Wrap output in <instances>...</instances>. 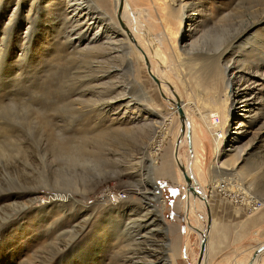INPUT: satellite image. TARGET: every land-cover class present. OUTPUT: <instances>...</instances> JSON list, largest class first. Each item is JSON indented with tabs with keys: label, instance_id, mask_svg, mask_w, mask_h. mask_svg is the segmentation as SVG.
I'll list each match as a JSON object with an SVG mask.
<instances>
[{
	"label": "rangeland",
	"instance_id": "374dc122",
	"mask_svg": "<svg viewBox=\"0 0 264 264\" xmlns=\"http://www.w3.org/2000/svg\"><path fill=\"white\" fill-rule=\"evenodd\" d=\"M129 1L167 35L162 75L182 101L231 109L217 156L188 107L203 142L192 186L215 219L208 264L243 262L264 243V0ZM180 124L115 0H0V264H195L201 237L173 158ZM63 191L73 198L47 202Z\"/></svg>",
	"mask_w": 264,
	"mask_h": 264
},
{
	"label": "bare ground",
	"instance_id": "6f19581e",
	"mask_svg": "<svg viewBox=\"0 0 264 264\" xmlns=\"http://www.w3.org/2000/svg\"><path fill=\"white\" fill-rule=\"evenodd\" d=\"M115 1H116V16L119 25L126 34V36L128 37V39L130 40V42L132 43V45L136 48V50L142 57L149 76L160 88L166 104L173 105L174 109L179 115H180L179 108H181V110L183 111L184 117L183 119H181L180 127L176 133L177 137L174 143L173 158L175 164L177 165L178 169L183 175L184 181L186 182L185 202L188 205V210H185V217L187 223L191 230L199 233V236L201 237V241L204 238L206 239V250L204 255L202 256V259H200L201 260L200 264H208L209 254H208L207 246H208V238L210 235V230L212 229V225H213V218H211L212 212L210 210L208 196L204 193L201 195L196 190V187L192 186V183L196 184L197 182L195 183L194 181L195 179L191 164L193 160V163L196 165L195 162H196L197 153L195 148L196 145L198 144L201 145L203 142L200 138V134H198L197 126L194 124V120L191 117L192 113L190 112L191 111L190 109H192V111L194 112L193 114L196 115L205 125L206 129H208L212 137L217 156H219V152L222 149L223 142L226 143V135H227L226 127L230 118L231 109L229 106H227V104L221 105L219 102H217V100H214L212 97L201 99L200 103L197 104L196 106L191 105V103L188 104L184 103V101H182L180 97L179 90L174 84L173 80L168 79V77L162 75L165 68L170 65V63L168 65L167 58L163 53L164 50L169 52L165 44L166 41L165 38L167 37V35L162 33H154L153 31L154 25L152 19L148 18V20H146L147 15L146 14L141 15L144 13H141V11H139L138 8L134 7L135 4L131 5L129 0H115ZM184 11H185L184 18L186 22V26H185L186 28L190 19V16L188 14L190 13V10L185 9ZM150 34H152L151 37ZM173 42L172 41L170 42V46H171L170 48L172 49V53L176 57L177 60L176 62L181 63L183 57H181L179 48ZM159 44L162 45L161 47H163L164 50L159 48ZM153 58L158 62L161 68L160 71L159 70L157 71V67L154 64ZM174 68L175 69L178 68L176 64L174 65ZM167 95H171V97H168ZM226 96H228V94ZM177 105H179V107ZM189 106L190 109L188 108ZM153 162L154 163L156 162V158L154 159ZM181 166H183L186 169V172L190 177V182L186 180L184 173L181 169ZM202 175L203 172L202 169H200V176ZM152 181L154 182V180ZM154 186L155 189L156 190L158 189L160 192V188L159 186H157L155 182H154ZM191 186L194 187V190L191 189ZM106 193L107 191L105 192L104 190L100 192L101 196L109 197V199H111L112 201H118L119 199H123V197H121L118 194H113V196H111L110 193L108 194ZM159 195H161V192ZM53 197L58 201H67L73 198L72 194H70L69 192H65V191L59 193L54 192L51 193L50 196H48L47 202L57 201V200H52ZM246 199L251 204L250 207L255 206L253 209H257L260 206H262L261 205L262 203L258 205L256 202H251V198L249 195H246ZM197 200L201 204H204L208 210L206 209L205 211ZM188 211L192 212L197 217L198 220L197 227L193 226L190 223V219L188 217ZM204 215L205 217L209 216L208 218H211L210 226H206V228L202 225V222H199L201 221L202 218H204ZM251 254L252 253H250L249 255ZM263 254L264 251L255 258L253 264H258L259 258ZM198 260H199V256L195 259V264H197ZM249 260L250 257H247V260L245 259V261L239 262L238 264H247Z\"/></svg>",
	"mask_w": 264,
	"mask_h": 264
},
{
	"label": "water",
	"instance_id": "95a60500",
	"mask_svg": "<svg viewBox=\"0 0 264 264\" xmlns=\"http://www.w3.org/2000/svg\"><path fill=\"white\" fill-rule=\"evenodd\" d=\"M179 107V105H177ZM179 112H180V118L183 119L184 117V114H183V111L181 110V108H179ZM181 169L184 173V176L186 178V180L188 182H190V177L188 176L187 172H186V169L181 166ZM191 189L194 190V187L191 186ZM205 250H206V239H202L201 241V245H200V254H199V260L197 262V264H200V259H202V256L204 255L205 253ZM264 251V243L258 245V247L256 248L254 254L252 255V257L250 258L249 262L247 264H253L255 258L260 255L262 252Z\"/></svg>",
	"mask_w": 264,
	"mask_h": 264
},
{
	"label": "crops",
	"instance_id": "0c3cea01",
	"mask_svg": "<svg viewBox=\"0 0 264 264\" xmlns=\"http://www.w3.org/2000/svg\"><path fill=\"white\" fill-rule=\"evenodd\" d=\"M201 134H202V131H201ZM202 138V137H201ZM212 138V137H211ZM213 141V140H212ZM203 144V143H202ZM203 151H204V149H203ZM205 152V151H204ZM219 199H215V206H216V208H213V212L217 209V206L219 205V206H221V204H223V203H226L227 202V200H223V198L222 197H218ZM225 201V202H224ZM257 213H259V211H257V212H255V213H253V214H257ZM261 216H264V214H261ZM213 224H215V219H214V221H213ZM213 227L214 226H212V229H213Z\"/></svg>",
	"mask_w": 264,
	"mask_h": 264
}]
</instances>
